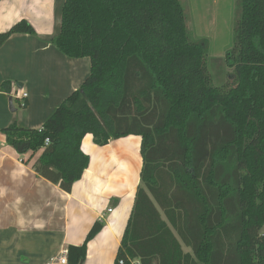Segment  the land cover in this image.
I'll return each mask as SVG.
<instances>
[{
	"label": "trees",
	"instance_id": "16d2710c",
	"mask_svg": "<svg viewBox=\"0 0 264 264\" xmlns=\"http://www.w3.org/2000/svg\"><path fill=\"white\" fill-rule=\"evenodd\" d=\"M238 7L223 87L180 0H64L53 44L88 57L89 75L40 129L0 130L13 148L42 149L33 168L67 192L89 164L84 135L97 145L141 137L140 183L112 264H264V0ZM16 33L34 29L14 23L0 47ZM101 228L67 248L68 264Z\"/></svg>",
	"mask_w": 264,
	"mask_h": 264
},
{
	"label": "crops",
	"instance_id": "0c3cea01",
	"mask_svg": "<svg viewBox=\"0 0 264 264\" xmlns=\"http://www.w3.org/2000/svg\"><path fill=\"white\" fill-rule=\"evenodd\" d=\"M63 3L0 0V32L22 19L34 29L11 35L0 47V130L12 123L40 129L89 75L88 57L70 58L53 44ZM5 81L10 84L2 88ZM140 144L138 135L105 145L84 135L81 150L89 164L67 192L33 168L42 149L19 153L0 132V264H45L81 245L96 221L102 228L88 242L82 264H112L140 183Z\"/></svg>",
	"mask_w": 264,
	"mask_h": 264
},
{
	"label": "rangeland",
	"instance_id": "374dc122",
	"mask_svg": "<svg viewBox=\"0 0 264 264\" xmlns=\"http://www.w3.org/2000/svg\"><path fill=\"white\" fill-rule=\"evenodd\" d=\"M180 2L190 37L203 42L207 49V69L214 84L225 87L227 74L231 69L224 61V56L235 43L234 28L239 14L238 0H180ZM14 106L16 109L21 107L16 102Z\"/></svg>",
	"mask_w": 264,
	"mask_h": 264
},
{
	"label": "built area",
	"instance_id": "2783aa9c",
	"mask_svg": "<svg viewBox=\"0 0 264 264\" xmlns=\"http://www.w3.org/2000/svg\"><path fill=\"white\" fill-rule=\"evenodd\" d=\"M21 98L24 99L27 97V94L24 92L21 95ZM48 144V139H45V145ZM108 211H111L109 209ZM45 264H68V258H67V253L64 252L58 256L52 257L48 262Z\"/></svg>",
	"mask_w": 264,
	"mask_h": 264
},
{
	"label": "water",
	"instance_id": "95a60500",
	"mask_svg": "<svg viewBox=\"0 0 264 264\" xmlns=\"http://www.w3.org/2000/svg\"><path fill=\"white\" fill-rule=\"evenodd\" d=\"M11 100V99H10ZM27 147H28V144H21V145H19L18 147H17V151L19 152V153H23L26 149H27ZM78 264H82V260L78 263Z\"/></svg>",
	"mask_w": 264,
	"mask_h": 264
}]
</instances>
